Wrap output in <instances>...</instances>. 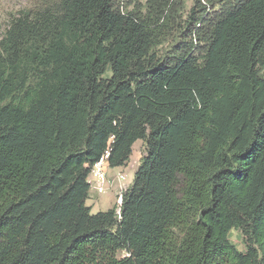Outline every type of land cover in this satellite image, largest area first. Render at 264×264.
Masks as SVG:
<instances>
[{
  "label": "trees",
  "instance_id": "obj_1",
  "mask_svg": "<svg viewBox=\"0 0 264 264\" xmlns=\"http://www.w3.org/2000/svg\"><path fill=\"white\" fill-rule=\"evenodd\" d=\"M179 1L9 12L0 264H264V0H193L184 19ZM137 140L119 217L92 213L90 168L106 150L123 166Z\"/></svg>",
  "mask_w": 264,
  "mask_h": 264
},
{
  "label": "rangeland",
  "instance_id": "obj_2",
  "mask_svg": "<svg viewBox=\"0 0 264 264\" xmlns=\"http://www.w3.org/2000/svg\"><path fill=\"white\" fill-rule=\"evenodd\" d=\"M40 0H0V33L6 25L9 12L15 11L18 8L25 6H33ZM145 0H141L143 3ZM129 0H120L122 6H128ZM193 4V0H180L177 4V8L180 14L185 18L187 12ZM130 6V5H129ZM129 8V7H128ZM219 7L217 6L216 9ZM213 8L210 9V13ZM182 19V20H183ZM183 30V28H182ZM182 30L176 28L171 33L165 36V40L156 47V51L159 54H165L170 52L174 46H176L180 39ZM145 143L142 140H137L133 147L132 153L129 159L123 166L111 168L108 165L105 166L106 176L109 179V186L104 192H98L95 188L90 186L89 196L86 200L87 205L90 206L91 212L96 213L98 211H104L115 205L118 208L117 199L120 192L124 193L126 189L131 185L134 172L139 165L142 156L145 154ZM118 173L125 175V179L121 182L118 181ZM230 240L236 245L239 250H244V244L242 241V235L237 230L230 232ZM120 255V253H118Z\"/></svg>",
  "mask_w": 264,
  "mask_h": 264
},
{
  "label": "built area",
  "instance_id": "obj_3",
  "mask_svg": "<svg viewBox=\"0 0 264 264\" xmlns=\"http://www.w3.org/2000/svg\"><path fill=\"white\" fill-rule=\"evenodd\" d=\"M107 157L108 151L106 150L104 154L100 157V159L92 165L88 175V182L90 186L95 188L98 192H104L109 186V179L107 178L105 172V166L107 165ZM123 179H125V175L122 173H118V181L121 182ZM122 195L123 193L120 192L118 194L117 199L118 208L116 209V213L118 217L120 215Z\"/></svg>",
  "mask_w": 264,
  "mask_h": 264
},
{
  "label": "crops",
  "instance_id": "obj_4",
  "mask_svg": "<svg viewBox=\"0 0 264 264\" xmlns=\"http://www.w3.org/2000/svg\"><path fill=\"white\" fill-rule=\"evenodd\" d=\"M90 191V190H89ZM86 204H87V202H86Z\"/></svg>",
  "mask_w": 264,
  "mask_h": 264
},
{
  "label": "clouds",
  "instance_id": "obj_5",
  "mask_svg": "<svg viewBox=\"0 0 264 264\" xmlns=\"http://www.w3.org/2000/svg\"><path fill=\"white\" fill-rule=\"evenodd\" d=\"M122 203V202H121Z\"/></svg>",
  "mask_w": 264,
  "mask_h": 264
}]
</instances>
